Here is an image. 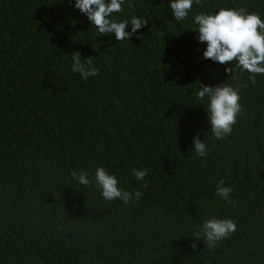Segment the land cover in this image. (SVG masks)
I'll return each mask as SVG.
<instances>
[{"label":"trees","instance_id":"obj_1","mask_svg":"<svg viewBox=\"0 0 264 264\" xmlns=\"http://www.w3.org/2000/svg\"><path fill=\"white\" fill-rule=\"evenodd\" d=\"M69 2L0 0V264H264V75L253 85L243 73L244 112L216 140L197 81L236 82L232 65L203 58L191 29L195 14L225 6L264 19V0H203L184 22L171 0L126 2L116 19L149 23L124 41L101 36ZM74 51L99 74L72 72ZM100 166L142 196L105 200ZM133 168L148 169L146 187ZM221 180L233 203L216 195ZM213 217L237 228L209 248L195 234Z\"/></svg>","mask_w":264,"mask_h":264},{"label":"clouds","instance_id":"obj_2","mask_svg":"<svg viewBox=\"0 0 264 264\" xmlns=\"http://www.w3.org/2000/svg\"><path fill=\"white\" fill-rule=\"evenodd\" d=\"M134 7V0H74L75 9L84 13L91 25L101 36L115 35L117 41L131 40L138 35V30L145 27L149 21L144 16H131L130 18L116 19L115 13L125 11L124 5ZM70 4L73 0H70ZM203 6V0H171L168 7L175 21L184 22L189 18L193 5ZM193 22L197 32V39L206 43L203 52L205 60L222 65H232L225 68V72L236 83L203 84L199 80L196 98L206 102L208 119L211 131L216 140H224L233 132L239 116L244 112L241 104V90L248 86L241 82L243 73H248V80L254 85L258 75H264V19L256 11H248L246 6H225L215 12H199L194 15ZM131 26V31H127ZM143 36H140L142 39ZM72 54L71 71L79 73L84 80L90 76H97L99 69L92 66L91 56L82 58L80 51ZM194 151L203 158L208 154V148L199 135L193 137ZM135 179L146 187L148 169L133 168ZM71 175L82 185L91 183L87 171L73 170ZM95 182L101 190V195L107 201L120 199L124 203L132 201L133 197L142 196L140 190L134 193L126 191L119 186L115 174L100 166L95 172ZM234 187L226 185L224 180L218 182L216 195L229 203ZM237 224L230 218H211L206 220L195 234L197 241L203 236L209 248H214L222 240L235 232ZM193 242L191 247H197Z\"/></svg>","mask_w":264,"mask_h":264}]
</instances>
